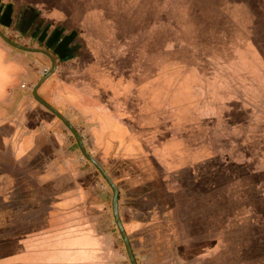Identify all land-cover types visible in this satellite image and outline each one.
<instances>
[{"label":"rangeland","instance_id":"374dc122","mask_svg":"<svg viewBox=\"0 0 264 264\" xmlns=\"http://www.w3.org/2000/svg\"><path fill=\"white\" fill-rule=\"evenodd\" d=\"M12 1L0 32L47 51L32 37L49 26L55 65L57 57L90 85L98 75L101 99L141 133L155 132L160 158L192 167L190 178L182 171V215L190 206L189 229L221 236V249L191 264H264V0H48L47 14ZM56 40L72 43L55 51ZM73 230L33 256L22 244L5 262L79 261L89 236Z\"/></svg>","mask_w":264,"mask_h":264},{"label":"crops","instance_id":"0c3cea01","mask_svg":"<svg viewBox=\"0 0 264 264\" xmlns=\"http://www.w3.org/2000/svg\"><path fill=\"white\" fill-rule=\"evenodd\" d=\"M12 2L0 0L3 23L7 8L13 11ZM20 2L34 12H49L48 0ZM38 29L32 39L46 44L47 51L16 50L0 36V264H27L5 259L20 252L22 244L32 256L44 252L48 240L73 229L89 236L84 250L89 255L51 264H129L113 216L111 187L67 126L33 97V87L51 64L49 26L43 38ZM71 43L50 42L55 51H66ZM60 64L56 57L55 68L39 83L37 94L71 123L87 153L117 188L118 215L137 263L191 264L202 253L220 251L216 243L221 236L203 239L204 233L189 229L190 206L182 215V197L188 200V193H182V171L190 178L192 167L160 158L166 147L150 142L155 132L141 133L118 112L117 104L101 99L105 85L98 75L93 73L98 81L90 85L81 72ZM210 109L212 116V103ZM219 187L211 181V191ZM255 240L258 245V235ZM169 251L173 256L167 257Z\"/></svg>","mask_w":264,"mask_h":264},{"label":"water","instance_id":"95a60500","mask_svg":"<svg viewBox=\"0 0 264 264\" xmlns=\"http://www.w3.org/2000/svg\"><path fill=\"white\" fill-rule=\"evenodd\" d=\"M0 36L9 44L18 47L20 49H24V50H29V51H42L40 49H36V48H28V47H24L22 45H19L13 41H11L10 39H8L2 32H0ZM49 58L51 61V66L49 68V70L43 75V77L40 79V81L33 87L32 89V94L33 97L43 106H45L48 110H50L51 112H53L66 126L67 128L71 131V133L74 135V137L76 138V141L83 153V155L98 169V171L101 173V175L103 176V178L106 180V182L109 184V186L112 189V211H113V216L115 219V223L118 227L120 236L122 238L128 259L130 261V264H138L135 256L133 254V251L131 249V245L129 243V239L123 229L122 223L120 221L119 215H118V210H117V206H118V192H117V188L115 187V185L113 184V182L111 181V179L109 178V176L105 173V171L103 170V168L87 153V151L85 150L81 138L78 135L77 131L75 130V128L71 125V123L59 112L57 111L53 106H51L48 102H46L43 98H41L38 94H37V86L39 85V83L45 78L47 77L54 69L55 67V63H54V59L53 57L49 54Z\"/></svg>","mask_w":264,"mask_h":264},{"label":"trees","instance_id":"16d2710c","mask_svg":"<svg viewBox=\"0 0 264 264\" xmlns=\"http://www.w3.org/2000/svg\"><path fill=\"white\" fill-rule=\"evenodd\" d=\"M214 181H216V182L220 183V182H219V181H217V180H214Z\"/></svg>","mask_w":264,"mask_h":264},{"label":"built area","instance_id":"2783aa9c","mask_svg":"<svg viewBox=\"0 0 264 264\" xmlns=\"http://www.w3.org/2000/svg\"><path fill=\"white\" fill-rule=\"evenodd\" d=\"M22 86H24V85H22Z\"/></svg>","mask_w":264,"mask_h":264},{"label":"flooded vegetation","instance_id":"af4514ba","mask_svg":"<svg viewBox=\"0 0 264 264\" xmlns=\"http://www.w3.org/2000/svg\"><path fill=\"white\" fill-rule=\"evenodd\" d=\"M10 15H11V14H10ZM10 15H9V16H10Z\"/></svg>","mask_w":264,"mask_h":264}]
</instances>
